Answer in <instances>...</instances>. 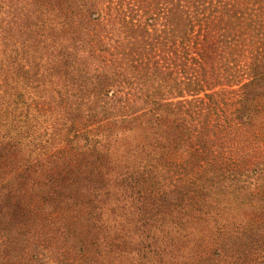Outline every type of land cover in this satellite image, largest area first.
Segmentation results:
<instances>
[{
	"label": "trees",
	"instance_id": "trees-1",
	"mask_svg": "<svg viewBox=\"0 0 264 264\" xmlns=\"http://www.w3.org/2000/svg\"><path fill=\"white\" fill-rule=\"evenodd\" d=\"M8 12L0 264H264V0ZM22 83L39 97L38 152L19 174Z\"/></svg>",
	"mask_w": 264,
	"mask_h": 264
},
{
	"label": "rangeland",
	"instance_id": "rangeland-1",
	"mask_svg": "<svg viewBox=\"0 0 264 264\" xmlns=\"http://www.w3.org/2000/svg\"><path fill=\"white\" fill-rule=\"evenodd\" d=\"M22 1V0H21ZM0 2L2 3L3 6V10L0 12V23L2 22V19L8 18V20L4 21L3 23L6 24L7 21H9V19L12 17V14H10L8 11L11 12H15V11H19V9H22L23 6H26L27 9H30L32 16L34 15V11L36 9V5H37V0H31L29 2H25L24 4L20 1L17 0H0ZM28 3H30L31 5H29ZM9 13V15H8ZM28 25V23H27ZM36 24H33V26H35ZM29 26V25H28ZM11 27H13V33L16 34V36L13 38L12 42H14L15 40L18 41H22L23 40V36L21 34H17V31L15 30L16 27L13 25H11ZM16 31V32H15ZM0 32H1V28H0ZM40 35V34H39ZM37 37L36 35L34 36H26L24 35L25 39H29L31 38V41H34L35 38ZM0 54L4 51H2L3 49H5L4 45H1L0 43ZM6 52L12 56H24V55H32L34 54V50L32 49H25L22 47L21 44H18L17 47L14 46V44L10 43V46L8 47V50L6 48ZM29 52V53H28ZM33 87H35V83H33L32 85ZM20 93L22 94L23 98H21L19 100L20 102V107H19V113L23 112V116L21 118V120H23L24 122L22 123V128L18 131L20 133V138H21V142H22V146H21V158L23 160V164L21 166H18V173L19 174H24L27 171V168L29 166V162L28 159L31 158L36 159L37 157V141L35 140V136H34V127L36 126L37 123V115H38V95L36 94L35 90L33 88H31L30 86L27 88L25 85L20 84ZM15 96V95H14ZM13 96V99H14ZM29 107V109H28ZM28 112L27 118H26V113ZM10 117V116H9ZM30 128L32 129V131L30 130ZM30 155V156H29ZM24 156V157H23ZM37 168V167H36ZM32 169H35L34 167ZM38 169V168H37ZM36 173H34L32 175V178H35ZM28 191L31 193L32 198L34 201H36L38 199L37 193H36V186L33 184H31L29 186V188H27ZM248 219H250V216L247 217ZM246 219H244L243 216L241 215H237V216H232L231 218L227 219V223H229V230L235 231L236 228L238 227V224H240L241 221H243Z\"/></svg>",
	"mask_w": 264,
	"mask_h": 264
}]
</instances>
